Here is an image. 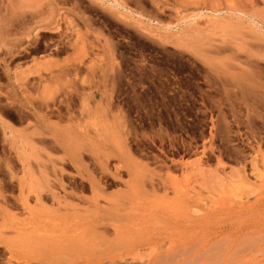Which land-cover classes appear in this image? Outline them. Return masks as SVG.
Masks as SVG:
<instances>
[{
	"label": "rangeland",
	"instance_id": "1",
	"mask_svg": "<svg viewBox=\"0 0 264 264\" xmlns=\"http://www.w3.org/2000/svg\"><path fill=\"white\" fill-rule=\"evenodd\" d=\"M0 264H264V0H0Z\"/></svg>",
	"mask_w": 264,
	"mask_h": 264
},
{
	"label": "bare ground",
	"instance_id": "2",
	"mask_svg": "<svg viewBox=\"0 0 264 264\" xmlns=\"http://www.w3.org/2000/svg\"><path fill=\"white\" fill-rule=\"evenodd\" d=\"M56 133H57V132H56ZM56 139H57V137H56ZM128 165H129V164H128ZM118 170H119V169H118ZM129 170H130V169H129ZM103 171H104V170H103ZM89 175H90V174H89ZM89 175H88V176H89ZM104 175H105V174H104ZM89 177H90V176H89ZM89 179H90V178H89ZM91 180H92V179H91ZM91 180H90V182H91ZM96 180H97V179H96ZM92 181H93V180H92ZM91 184H93V182H91ZM95 188H96V187H95ZM99 188H100V187H99ZM99 188L96 189V190H98V192H99ZM101 191H102V190L100 189V192H101ZM96 192H97V191H96ZM95 198H96V197H95ZM95 201H96V199H95ZM95 201H94V202H95ZM95 203H96V202H95ZM90 215H93V214H90ZM97 215H99V214H97V213L95 214V213H94L93 221H92V222H97V223H98V222L103 221L102 219H104V218H103L102 216H101V218H100L99 216L97 217ZM91 217H92V216H91ZM108 217H109V216H108ZM108 217H107V218H108ZM110 219H111V216H110ZM112 219H113V218H112ZM112 219H111V220H112Z\"/></svg>",
	"mask_w": 264,
	"mask_h": 264
}]
</instances>
